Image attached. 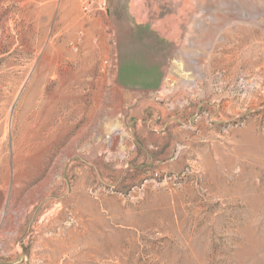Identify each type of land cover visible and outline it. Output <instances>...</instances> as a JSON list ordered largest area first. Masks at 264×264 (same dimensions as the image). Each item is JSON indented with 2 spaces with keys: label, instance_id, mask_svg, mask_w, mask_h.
Masks as SVG:
<instances>
[{
  "label": "rangeland",
  "instance_id": "374dc122",
  "mask_svg": "<svg viewBox=\"0 0 264 264\" xmlns=\"http://www.w3.org/2000/svg\"><path fill=\"white\" fill-rule=\"evenodd\" d=\"M0 264H264V0H0Z\"/></svg>",
  "mask_w": 264,
  "mask_h": 264
}]
</instances>
